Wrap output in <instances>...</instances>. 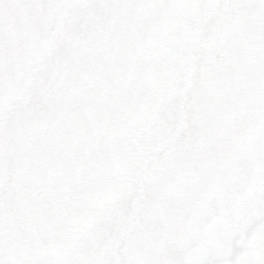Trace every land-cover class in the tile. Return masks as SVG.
<instances>
[{"label": "snow or ice", "instance_id": "6c2138e0", "mask_svg": "<svg viewBox=\"0 0 264 264\" xmlns=\"http://www.w3.org/2000/svg\"><path fill=\"white\" fill-rule=\"evenodd\" d=\"M0 264H264V0H0Z\"/></svg>", "mask_w": 264, "mask_h": 264}]
</instances>
